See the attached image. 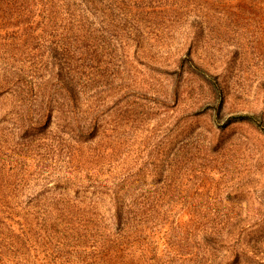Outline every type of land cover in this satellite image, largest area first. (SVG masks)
I'll return each mask as SVG.
<instances>
[{
  "label": "rangeland",
  "instance_id": "374dc122",
  "mask_svg": "<svg viewBox=\"0 0 264 264\" xmlns=\"http://www.w3.org/2000/svg\"><path fill=\"white\" fill-rule=\"evenodd\" d=\"M40 1L0 0V75L33 85L44 41L66 48L73 96L54 87L58 122L98 114L97 132L79 143L53 113L24 137L43 108L22 88L0 97V264H264V4L234 16L212 0H102L116 29L100 36L87 14L88 61L83 33L33 31ZM114 197L130 211L120 230Z\"/></svg>",
  "mask_w": 264,
  "mask_h": 264
},
{
  "label": "trees",
  "instance_id": "16d2710c",
  "mask_svg": "<svg viewBox=\"0 0 264 264\" xmlns=\"http://www.w3.org/2000/svg\"><path fill=\"white\" fill-rule=\"evenodd\" d=\"M251 1L264 4V0H249L248 4H250V6L253 8L256 6V3ZM101 2L102 0H64L58 3L54 2V0L40 1L38 3V7L39 12L41 13V17L39 18L40 21H36L37 24L35 25L33 31L38 35H43L48 31L57 29V27L61 29L70 27L77 33H83V35L81 36V38H83V53L88 61H93V58H91L92 53H95L96 57L98 48L86 47L85 44L87 41H89V39H91V36L95 33L93 22H91L88 27L85 28L87 14L88 17L90 15L92 19L98 18L101 20L99 24V29H97L99 30V33H101L100 36H102V34L106 32V34H108V38L113 39L111 32L116 29L112 25V19L105 20L97 15V7L98 4H100ZM212 2L213 3L210 4L211 7L216 4V8L222 9L224 10V12H228L230 14H233L234 16H243L246 11L247 0H235V3L233 5L227 4L229 2H232V0H212ZM258 10L261 9L258 8ZM173 19L176 20V18ZM57 20H65L67 24L65 26H58ZM187 27V30L189 32L188 34L191 35L190 39L193 40L195 43H198L199 40L203 38L202 35L204 33V23L201 21V19H196L190 24H188ZM120 34L121 31H119L117 34V40L123 38L122 36L120 37ZM101 43L106 49H108V40H103ZM44 45V56L45 61L47 62L44 65L42 64V66H33V85L26 81L24 79V76L22 77L20 73H17L15 71H12V77H14V79L11 80L10 78H8V76H6V74L2 73V75H0V97L4 95L3 93H13L16 91L21 92L22 88L23 93H33L34 101L40 105V108H43L42 112L38 114L34 122L24 123V121H22V125L19 127L18 131V133H22V136L29 137L33 134L39 136L44 135L51 126L53 118L52 114L56 113L57 117L55 119L57 121L58 127H61L62 131L66 129L68 131L67 133L75 137L77 139V142L79 143L86 142L92 139L95 135V132H97L96 123L98 121L99 116L98 114H93V116L88 122L83 123L84 125L81 123V121H73L74 123H72V120L67 117H64L63 120H60L58 122V118H60V116L64 112L60 108L53 107L52 99L53 97L56 98L57 93L59 92L55 90L54 87L59 86L62 91H64L63 93L66 96V99L72 100V89H70L72 87L69 88L68 85L74 86V84H72V80L67 81L68 72H65L66 68L64 66V57L71 58V53L69 50H65L66 48H62V46L61 49H59L57 46H52L51 43H47L46 41H44ZM100 50L102 49L100 48ZM103 51L107 53L106 50ZM101 56L104 55L101 54ZM185 56L187 58V61H189L187 65V70H189L190 73H192L193 75L197 76V67L191 61L190 53H186ZM92 70H94V66ZM200 76L202 79H204L202 75ZM11 82H13L14 84ZM242 118L250 122L256 123L254 118H252L251 116H243ZM118 200V197H114L112 199V205L114 209L112 210L111 214V223L115 227V229L120 230L122 224L127 222L130 211H124V208L119 206ZM2 212L3 211L0 210V215H4ZM5 228L9 229L6 226ZM2 234L5 235L6 233L0 231L1 240L4 237L2 236ZM207 239L208 237L206 236L205 240ZM238 262L239 258L237 257L233 262L229 264H238ZM126 264L132 263L129 260L126 262ZM179 264L197 263L192 260H187L181 261L179 262Z\"/></svg>",
  "mask_w": 264,
  "mask_h": 264
}]
</instances>
